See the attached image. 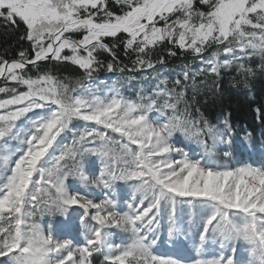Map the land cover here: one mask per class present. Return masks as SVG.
Instances as JSON below:
<instances>
[{"label":"snow or ice","instance_id":"snow-or-ice-1","mask_svg":"<svg viewBox=\"0 0 264 264\" xmlns=\"http://www.w3.org/2000/svg\"><path fill=\"white\" fill-rule=\"evenodd\" d=\"M0 28L27 42L18 58H0V264H264V166L216 165L173 142L179 133L205 153L208 139L233 144L227 115L211 125L188 113V83L233 67L246 77L254 59L264 71V0H0ZM121 46L135 69L164 64L162 55L152 59L158 49L191 53L205 67L185 66L173 88L162 80L137 101L41 70V62L70 64L91 79L101 67L115 70ZM88 156L103 164L93 179L83 172ZM70 177L109 191L133 182L127 211H117L115 198L98 203L74 191ZM40 205L62 216L82 210V242L45 233L34 220ZM183 206L199 216L191 260L155 251L162 219L170 242L187 235L177 223ZM114 229L127 240L113 242ZM209 239L222 250L213 259L203 258ZM241 245L246 260L235 258Z\"/></svg>","mask_w":264,"mask_h":264},{"label":"rangeland","instance_id":"rangeland-1","mask_svg":"<svg viewBox=\"0 0 264 264\" xmlns=\"http://www.w3.org/2000/svg\"><path fill=\"white\" fill-rule=\"evenodd\" d=\"M198 3V0H197ZM203 10V6H200ZM211 49L209 54H204L203 58H207L211 54ZM252 63H257L260 65L259 59H254ZM188 66L191 72H196L199 68L205 67L201 63L200 58H191L183 65L174 66L173 68L158 67L155 69H145L141 75H116L110 74L105 78L91 77V79L86 76L83 77H71V76H61L60 78H67L71 82L72 86H75L79 81L85 87L91 86L92 89L96 91L97 95L106 97L113 90L119 92V94L129 101H137L138 97L144 96L145 98L151 97L156 92L157 86L160 88L165 87L161 84L162 80H167V87L169 89L174 87V81L177 78L182 80V69ZM253 68V66L251 65ZM232 69H235L233 67ZM232 69H221V72H230ZM236 70V69H235ZM242 75V81L250 79L252 73L246 77ZM221 75V74H220ZM216 82L220 80V76H213L211 74L205 76H195L194 80L188 83V91L186 100L188 96L198 95L199 89H201L203 83ZM3 81V80H1ZM2 95V94H0ZM181 111L185 109V103L181 102L179 105ZM189 113V112H188ZM190 114V113H189ZM31 115V114H30ZM191 115V114H190ZM193 119H196L191 115ZM198 120L202 121L199 118ZM196 119V120H197ZM224 118H220L217 123L211 125H220V122ZM173 142L178 146L188 151L189 156L192 158L204 159L208 162L214 163L216 165H226L228 167H238V166H264V149L261 146H256L252 143L250 135L247 134H233V144L231 146L225 145L217 140L216 144H213L212 139H208V152L205 153L204 147L195 143V141H189L184 137L180 136L179 133L173 137ZM13 147H18L16 142H10ZM65 143H71V136H69ZM224 148H230L232 151V156L225 159L222 155V150ZM103 164L100 157L88 156L85 158V166L83 169L84 175L89 179H93L95 176L99 175V171L102 169ZM69 182L74 191L78 190L82 194H87L89 198L95 200L96 202H102L105 199L115 198L117 202V211L124 210L127 211V203L131 199L132 188L130 187L133 182H118L115 185L114 191H109L102 188H96L94 186L84 187L79 179L69 178ZM183 211L181 207L177 209V223L181 228L188 229L187 235L181 234L174 241H169L167 236V219L161 220V227L159 229V234L161 237V243L157 246L156 252L163 256H173L181 257L187 260H191L197 257L195 251V246L193 240L195 239V230L199 227V216L198 213H194L193 210L187 209V206H183ZM79 210L75 207L69 208L68 215L62 216L59 213H49L44 209L43 205H40L35 213L34 220L39 223L45 233H51L55 238L64 239L71 238L75 243H81L83 239V232L81 226L78 222V217L76 213ZM193 219L195 221L194 226L189 229L188 220ZM114 235L112 237L113 242L121 243L127 240V234L120 232L118 230H112ZM221 249L218 243H214L211 239L205 243V251L203 258L213 259L221 254ZM225 254H230L227 249L223 250ZM237 260H246L247 251L244 246H238L237 252L235 254ZM94 264H102L99 258L94 257Z\"/></svg>","mask_w":264,"mask_h":264},{"label":"trees","instance_id":"trees-1","mask_svg":"<svg viewBox=\"0 0 264 264\" xmlns=\"http://www.w3.org/2000/svg\"><path fill=\"white\" fill-rule=\"evenodd\" d=\"M27 47L26 41H20L18 35L11 31H5L0 28V58L12 60L17 57V52ZM167 47H171L168 45ZM177 52L176 56H169L167 50H157L152 59L158 60L162 55L165 63L159 64L158 67L173 68L174 66L183 65L191 58V53H183L179 49H173ZM210 50L204 54H209ZM117 61L115 70L109 72L106 66L101 67L92 74V77L105 78L110 74L120 76L124 75H141L145 69H135L134 57L125 56L122 46L116 49ZM101 59L107 62L111 60L106 53L102 54ZM254 71L252 77L242 81V75L236 73L235 69L230 72H221L220 80L203 83L199 89L198 95L188 96L187 110L196 119L200 117L202 121L215 124L220 118L227 115L234 132L236 134L250 135L251 141L256 146L264 149V71L259 64L251 63ZM124 68V71H120ZM42 71H49L59 76L83 77L85 76L79 69L70 64L41 63ZM245 82L247 87H245ZM4 81H0L3 85ZM186 107V105H185ZM199 109V111H196ZM230 114V115H228ZM198 120V119H197Z\"/></svg>","mask_w":264,"mask_h":264},{"label":"water","instance_id":"water-1","mask_svg":"<svg viewBox=\"0 0 264 264\" xmlns=\"http://www.w3.org/2000/svg\"><path fill=\"white\" fill-rule=\"evenodd\" d=\"M41 63H44V62H41ZM1 81V80H0Z\"/></svg>","mask_w":264,"mask_h":264}]
</instances>
